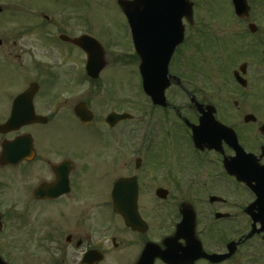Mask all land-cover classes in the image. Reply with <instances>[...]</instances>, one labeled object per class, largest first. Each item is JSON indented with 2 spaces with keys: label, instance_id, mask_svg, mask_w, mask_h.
I'll list each match as a JSON object with an SVG mask.
<instances>
[{
  "label": "flooded vegetation",
  "instance_id": "flooded-vegetation-1",
  "mask_svg": "<svg viewBox=\"0 0 264 264\" xmlns=\"http://www.w3.org/2000/svg\"><path fill=\"white\" fill-rule=\"evenodd\" d=\"M191 1L169 65L171 105L155 108L152 123L147 94H118L119 82L133 90L111 58L122 29L127 54L124 19L112 35L89 0H0L5 259L22 246L48 264H264V0H237L239 15L227 0L232 22L217 31L235 47L216 39L211 58L210 0ZM85 35L104 48L96 77L97 43L87 38L89 68L74 43ZM195 58L219 72L204 86ZM74 128L86 139L77 150ZM65 130L57 148L55 132ZM23 236L27 246H17Z\"/></svg>",
  "mask_w": 264,
  "mask_h": 264
},
{
  "label": "rangeland",
  "instance_id": "rangeland-1",
  "mask_svg": "<svg viewBox=\"0 0 264 264\" xmlns=\"http://www.w3.org/2000/svg\"><path fill=\"white\" fill-rule=\"evenodd\" d=\"M213 1V2H212ZM260 1V0H259ZM90 5L93 6V13L92 16L94 17V19L97 20V23L100 24L101 26L106 27L105 31L107 30L110 34H115L117 28L119 27V21L124 19V16L122 15V13L120 12V9L118 8L117 4H116V0H89ZM33 3H38L37 0H33ZM207 4V6L209 7V11H211V15L213 17V24L210 26L209 30L212 29L215 32H210L208 37L204 39L205 43H212L213 47L210 46L209 50L213 51L211 53H209L207 51V54L205 56H208L211 58L212 54H214V50L213 48L216 50V45H215V41L216 39L218 40L217 43H226V46H228V50L230 52H233L234 47H235V42L233 39L228 40L227 37L224 36H220L219 32L217 31L218 29V25L217 23L220 25V27H224V28H229V26H226L228 24H231V17L229 16L231 10L230 7H228L227 5V0H210L207 2H203L202 4ZM227 6V7H226ZM232 26V25H230ZM220 29V30H224ZM123 29L121 31V34L123 33ZM120 33V32H119ZM121 34H119V38L117 39L120 43H118L117 45H115L114 43H112L111 47H112V52L111 53V58L114 64L113 68L118 69L119 67H127L130 72L128 71V69H124L123 73L125 76V79H127V82H132V85L134 84V81L137 79L136 75L134 73V71H136V66L139 65V63L137 61L134 62H129L125 60V54H123V50L124 48L127 49V47L125 46V38L122 39ZM228 34V33H227ZM233 34V32H232ZM124 35V33H123ZM33 38H36V36H32ZM114 37V36H112ZM115 38V37H114ZM220 43V44H221ZM122 52V53H121ZM217 53V51H216ZM198 55V54H197ZM110 57V55H109ZM195 62L193 64L192 67V71H193V67L198 71L197 73H195V78L197 80V84H200L202 86L205 85L206 82H208V78L209 76H215V74H218V71H215V64L213 63H203L202 59H197L195 58ZM129 62V63H126ZM129 65V66H128ZM136 65V66H135ZM133 67V70H132ZM218 68V67H217ZM112 69V67H111ZM132 70V71H131ZM121 74H123L122 72H120ZM136 86H134L132 89V91H124L122 89V87L120 86V82L117 83V90H118V94H122L125 96H128L131 94L135 95L136 93ZM123 90V92L121 91ZM121 91V92H119ZM123 97V96H120ZM125 98V97H124ZM126 98H130V97H126ZM1 117V116H0ZM60 132H66L65 131H57L56 133V139H58L55 143L54 146H56L57 148L62 144L61 140H66V135L65 133H60ZM72 134L74 135V139L73 140H69V142H74V144L72 145L76 150L81 147L84 146L82 142H85L86 139L82 138V134H77V130L74 128L72 131ZM41 138V137H40ZM82 143V144H81ZM86 145V143H85ZM38 215V214H37ZM39 216V215H38ZM12 225H10L8 227V230L11 229ZM7 230V231H8ZM14 236L12 237V240L17 236L16 232L13 233ZM42 233H37V235L39 236ZM25 240V237H21L19 238L18 241H16L15 244H17V246L19 245H25L26 241L23 242ZM3 243V237H0V244ZM22 243V244H21ZM8 246V245H7ZM6 248V247H5ZM46 254H44L43 251H39L38 249L34 248V251L32 253V251H28V248H24V247H20V250H17L16 248L10 249L8 251V257H6V259L14 264H48L47 259H46Z\"/></svg>",
  "mask_w": 264,
  "mask_h": 264
},
{
  "label": "water",
  "instance_id": "water-1",
  "mask_svg": "<svg viewBox=\"0 0 264 264\" xmlns=\"http://www.w3.org/2000/svg\"><path fill=\"white\" fill-rule=\"evenodd\" d=\"M178 0H119V4L121 5L125 15L129 17V23L133 28V36H134V45L136 46L137 52L143 57V63L141 68L148 78L147 86L148 91L150 92L153 99L157 100L158 103H165L164 99V91L166 87L169 85L167 74V64L170 60L171 52L167 53L165 48L164 38L174 36L176 32V28H178V34L182 35V25L180 24L181 17L183 15L188 18L192 15L191 4L188 1H185L183 5V9L181 11L180 16H167L169 10H172L175 7ZM141 14H143L142 22H151L155 26L159 27L164 35H160V37L154 41H151L149 45H144L141 42V39L144 37L142 32L141 25ZM149 27H144L147 29ZM162 36V39L160 40ZM160 41V43H158ZM76 43L81 44L82 42L79 39L75 40ZM171 43V42H170ZM170 45V44H169ZM99 48V56H98V69L102 70L103 67L106 66V61L104 60V51L101 48V45L97 43ZM87 48V47H86ZM89 53L90 61L94 60L93 51L87 48ZM92 55V59H91ZM161 58H165V61L161 66H158V63H161ZM158 71L163 70V78L161 81H155L154 78H151V75L154 76V70ZM2 224L0 223V229ZM0 264H4L2 259L0 258Z\"/></svg>",
  "mask_w": 264,
  "mask_h": 264
}]
</instances>
